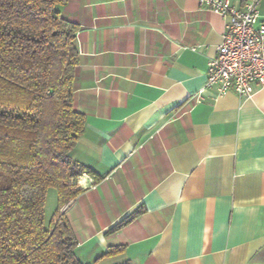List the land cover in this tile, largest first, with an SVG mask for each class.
<instances>
[{
	"label": "crops",
	"instance_id": "1",
	"mask_svg": "<svg viewBox=\"0 0 264 264\" xmlns=\"http://www.w3.org/2000/svg\"><path fill=\"white\" fill-rule=\"evenodd\" d=\"M61 10L80 26L74 108L86 128L71 156L95 180L64 208L79 259L264 264V84L249 97L195 96L227 18L199 0H67ZM259 11L264 21V0Z\"/></svg>",
	"mask_w": 264,
	"mask_h": 264
},
{
	"label": "trees",
	"instance_id": "2",
	"mask_svg": "<svg viewBox=\"0 0 264 264\" xmlns=\"http://www.w3.org/2000/svg\"><path fill=\"white\" fill-rule=\"evenodd\" d=\"M66 2L0 0V264H84L64 209L86 172L71 156L86 116L74 108L80 26L63 15ZM51 187L58 198L47 226Z\"/></svg>",
	"mask_w": 264,
	"mask_h": 264
},
{
	"label": "built area",
	"instance_id": "3",
	"mask_svg": "<svg viewBox=\"0 0 264 264\" xmlns=\"http://www.w3.org/2000/svg\"><path fill=\"white\" fill-rule=\"evenodd\" d=\"M227 18L223 40L211 59L206 85L195 94L196 100L207 88L218 95L230 90L240 96L255 93V84H264V21H260V0H248L243 8L231 0H199ZM94 178L84 172L77 177L83 189L93 186Z\"/></svg>",
	"mask_w": 264,
	"mask_h": 264
},
{
	"label": "rangeland",
	"instance_id": "4",
	"mask_svg": "<svg viewBox=\"0 0 264 264\" xmlns=\"http://www.w3.org/2000/svg\"><path fill=\"white\" fill-rule=\"evenodd\" d=\"M57 198V190L54 187L49 188L45 204V220L47 226L49 225L51 217L55 211L57 205Z\"/></svg>",
	"mask_w": 264,
	"mask_h": 264
}]
</instances>
